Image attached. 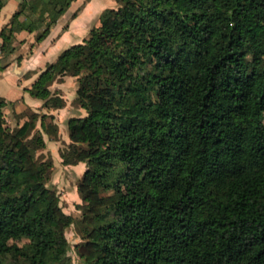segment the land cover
Returning <instances> with one entry per match:
<instances>
[{
  "label": "trees",
  "instance_id": "trees-1",
  "mask_svg": "<svg viewBox=\"0 0 264 264\" xmlns=\"http://www.w3.org/2000/svg\"><path fill=\"white\" fill-rule=\"evenodd\" d=\"M72 1L21 0L0 70L17 32L41 25L40 42ZM115 1L24 88L48 111L0 98V264H264V0ZM67 73L86 112L59 149L61 164H86L79 263L34 147L40 130L57 139L65 99L47 85ZM23 239L26 252L11 247Z\"/></svg>",
  "mask_w": 264,
  "mask_h": 264
},
{
  "label": "crops",
  "instance_id": "crops-1",
  "mask_svg": "<svg viewBox=\"0 0 264 264\" xmlns=\"http://www.w3.org/2000/svg\"><path fill=\"white\" fill-rule=\"evenodd\" d=\"M20 1L0 0L2 2L0 30L10 21L12 14L18 9ZM115 5L114 0H74L52 26L46 38L40 42H35V39L38 32L43 30L42 27L31 33L17 32L15 34L16 39L20 42L18 48L6 60L1 61L6 67L0 70V98L8 102L20 101L16 103L19 108L38 107L39 99L30 96L24 88L29 87L45 65L54 61L64 49L73 44L81 43L90 29L98 25L102 11L106 8L115 7ZM74 12L77 15L72 17ZM32 44L33 46H31ZM1 55L2 52L0 51ZM67 106L68 102L66 108ZM81 110L80 117H83L85 111ZM63 166L83 172L86 164L80 162L76 165Z\"/></svg>",
  "mask_w": 264,
  "mask_h": 264
},
{
  "label": "rangeland",
  "instance_id": "rangeland-1",
  "mask_svg": "<svg viewBox=\"0 0 264 264\" xmlns=\"http://www.w3.org/2000/svg\"><path fill=\"white\" fill-rule=\"evenodd\" d=\"M97 26H99V22ZM41 27L43 28V26L40 25L39 28ZM47 86L52 93L57 92L58 95L65 99V106L60 108L62 109L61 111L60 109H55L51 112L54 114V119L58 125L57 139H50L49 135L39 129L44 138L45 145L43 147L34 145V147L36 148V158L38 160L47 159L52 161V167L50 168L47 185H50L56 189L60 197V204L63 211L67 214H71L74 217V221L67 228L65 233L69 242L67 254L70 255L74 263H79L81 260L76 253L75 245L82 241L83 225L80 221L81 211L77 206L78 203H81V199L77 191V184L84 171L82 172V170L73 169L70 167L65 168L63 164H61L59 149L64 148L69 142V138L67 137L68 125L70 123H75L79 118H81V109L84 111L85 109L81 107L80 101L76 95L77 81L75 76H72L68 73L57 75L48 83ZM39 101L40 104L38 107L30 108L32 110L38 111L39 113L48 111V109H43L41 107L42 101ZM67 102L68 106L66 108ZM26 107L19 108L16 106L18 110H23ZM2 112L4 115V125L7 128H14L21 123V118H19V116L14 113L11 105L8 104L6 107H4ZM29 112L30 109H27L24 113L25 115H28ZM84 113L86 114V112ZM37 128H39V121L37 122ZM33 133L34 131H32L31 135H33ZM101 221L102 220H99L98 222ZM11 247L20 250L21 253H24L28 249V240L23 239L21 241H13L11 243ZM20 259L21 257H19L17 260L19 261Z\"/></svg>",
  "mask_w": 264,
  "mask_h": 264
}]
</instances>
